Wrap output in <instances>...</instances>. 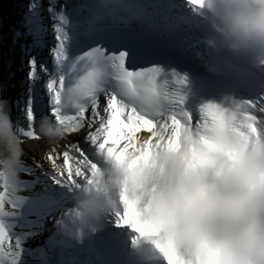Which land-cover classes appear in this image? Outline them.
<instances>
[{"label":"clouds","instance_id":"1","mask_svg":"<svg viewBox=\"0 0 264 264\" xmlns=\"http://www.w3.org/2000/svg\"><path fill=\"white\" fill-rule=\"evenodd\" d=\"M192 10L212 33L209 47L264 66V0H201ZM219 105V117L201 113L151 141L98 151L91 175L69 189L61 227L79 240L95 231L92 221L123 217L130 205L145 230L123 225L136 234L131 249L143 264H264V121L253 127L230 103ZM37 131L52 142L64 137L49 117ZM22 144L0 101V188L10 198L20 191Z\"/></svg>","mask_w":264,"mask_h":264},{"label":"snow or ice","instance_id":"2","mask_svg":"<svg viewBox=\"0 0 264 264\" xmlns=\"http://www.w3.org/2000/svg\"><path fill=\"white\" fill-rule=\"evenodd\" d=\"M188 3L197 6L201 0H188ZM149 6L171 11L169 3ZM133 7L123 3H111L108 0H92L90 3L75 5L73 11L68 12L63 7L57 11L56 0H50L47 11L55 22L53 27L56 41L50 53L52 68L49 69L43 63L38 65L36 55H32L28 60L29 71L26 80L21 82V93L15 99H0L6 102L8 115L18 135L31 140L41 138L36 128L42 117H49V111L51 119L63 129L64 137L67 133L79 131L85 125L91 128L95 123H99L100 126L94 132H89L86 137L85 143L90 144V147H82L79 143L67 145L63 151V164L56 162L59 157L55 149L47 156L56 171V182L69 189L79 181L76 178L89 176V169L99 163L98 151L114 153L118 151L114 146L119 145L121 141L125 142L123 147L131 148L139 141L136 133L141 130L151 133L145 139L151 141L153 134L158 130L165 132L170 126L175 127L189 121L193 123L194 116L184 108L185 97L180 91L185 82L184 77L176 72L163 73L158 64L135 70L126 66V62L134 65L140 53L127 45H124L126 50L116 51L115 49L123 44L122 38L109 27L100 26V22L105 18L115 19L120 9H128L132 14H136ZM82 9L88 11V17L73 22V14L78 15ZM143 15L151 23L152 15ZM20 27L25 31L21 32L19 28L14 27V39L22 35L33 38L32 45L24 49L25 55L43 47L42 37L47 29L43 24L37 0H30ZM85 48L87 50H84ZM41 72L47 75L43 89L37 86L42 78ZM8 87L7 81L0 83V95ZM43 92H46L47 103ZM101 95L106 101L103 114L99 110ZM226 103L233 105L239 119H246L253 127L264 121V93L252 99H228ZM89 109L91 118L86 117ZM70 112L72 114H69ZM201 113L219 117L222 108L215 102H207L200 105L199 116ZM109 143L113 146L106 147ZM10 199L7 192L0 188V211L5 208L6 203L10 205ZM130 222L137 230H145L135 222L133 210L129 205L125 215L119 217V223ZM9 239L4 227L0 225V249ZM15 246L19 249L18 243H15ZM18 254V251L11 253L10 264H15ZM4 256L5 253L0 251V262L4 261Z\"/></svg>","mask_w":264,"mask_h":264},{"label":"bare ground","instance_id":"3","mask_svg":"<svg viewBox=\"0 0 264 264\" xmlns=\"http://www.w3.org/2000/svg\"><path fill=\"white\" fill-rule=\"evenodd\" d=\"M60 2V1H59ZM79 4H85V0H76L74 2L73 0H61L59 7L57 11L60 10L61 7L65 8L66 11L72 12L73 7L75 5ZM72 6V9L69 11L68 6ZM84 10L82 9L79 14H73L71 19L73 22H75L77 19L83 20L85 19ZM7 20V19H6ZM8 22V21H7ZM120 22V23H119ZM55 23V22H54ZM112 24L116 27L124 26V21L121 20L118 16H116L115 19H113ZM117 24V25H116ZM162 30L167 31L165 27H163V24L161 23ZM114 26L109 27L113 31ZM127 36H130V34H127ZM42 41L44 44V48H39L33 51L31 54H29V57H26L25 55L16 57L15 55V62L13 60L12 55V61L9 64L8 67V73L11 74V77L14 75L13 78H10L9 87L11 85H15L11 90H13V97L18 96L21 91L23 90L22 87V81H24V77L27 76L29 68H28V61L27 59H31L32 55H36V58L38 60V65L40 63L45 64L46 67L49 69L52 68V57H51V49L54 47L56 41H55V32L53 31L52 34H49L47 31L44 33L42 37ZM23 42H20L18 44H21ZM14 45L12 54L14 52H18L19 48L24 49L27 46L26 43L24 45L18 46ZM21 53V52H20ZM19 62L16 64V61ZM46 59V60H45ZM10 60V59H8ZM9 63V61H8ZM39 71V67H38ZM17 72H19L17 74ZM24 72L23 74H21ZM27 73V74H25ZM41 80L38 81L37 86L39 83L45 84L47 80L46 73L41 72ZM20 79L21 81H19ZM39 87V86H38ZM11 88V87H10ZM10 91V90H9ZM15 91V93H14ZM11 92V91H10ZM11 92V95H12ZM17 94V95H16ZM100 112L103 114V107L106 106V101L103 97V95L100 96ZM49 118H51V113L48 112ZM87 118H91V110L89 109L86 113ZM26 128V123L24 124ZM95 124L92 126L94 127ZM99 127L98 125H96ZM85 128H88L87 125H85L84 128L80 129L83 130ZM91 129V128H90ZM37 131V128H36ZM38 132V131H37ZM91 132H94L93 130ZM137 137L139 138L138 142H143L147 137L151 135L150 132L147 130H141L140 132L136 133ZM81 138V134L79 131L75 133H67L65 134V137L60 139L59 141L52 142L44 138H40L39 140H31L28 138L21 137L23 140L22 147L24 149V157L22 158L21 163L17 166L19 171V180H18V186L20 188V191L16 194L14 198L10 199V205L5 204V208L0 211V218L3 219V223L7 224L9 230L17 234L19 236V249L16 248L15 243L13 242V239L10 238L8 240V251H3L5 253L4 261L0 262V264H10V261L12 259L11 253L19 252L18 256L16 257L15 264H66V257L65 255L61 254V259L51 262L49 260V255H54L55 252L53 248H50L51 246H55L57 244H62L64 247H67L66 240L62 239L65 234L62 232L60 233V239H57V230L60 229L61 224L59 223L60 220L63 219V216L60 214L63 212L64 207L68 208L71 207L72 201L69 198V194H71L70 190L67 192L64 189L69 188L67 186H63L56 182V171L53 168L52 162L47 159V156L51 153H53V150L55 149L56 154H58L57 163L63 164V151L65 150V147L67 145L76 144L78 143L79 139ZM81 140V139H80ZM103 140V137L101 138V142ZM125 142L121 141L119 145H115L114 147L119 150L123 147V144ZM84 147L88 148L89 146L86 145V143H82ZM108 146H113L111 143ZM77 155L78 154H74ZM72 162L70 161V164ZM35 166L41 167V171H36L34 168ZM38 170V169H37ZM44 175H47L49 179H53L54 187H56L54 190L53 187H50L51 184H49L48 189L44 184L40 188H36L33 184V181L36 180V177H42ZM90 176V172L88 173ZM64 176H67V170L64 172ZM48 179V178H47ZM78 180H81L82 178H76ZM44 183V181L42 182ZM44 188L43 191L45 193L41 192V189ZM58 188V189H57ZM57 190V192H56ZM37 196L36 199L34 197ZM7 200V197H6ZM47 211L50 212L49 216H52V223H49L47 215ZM106 218L109 219H119V217L115 214H106ZM111 216V217H110ZM48 222L47 225L45 222ZM51 221V220H50ZM119 224H114L112 227L118 226ZM49 231L46 232V231ZM63 230H66V228H63ZM54 234L55 236H53ZM51 244V246L49 245ZM49 248L51 249V252H49ZM68 249H71L70 247ZM1 251V250H0ZM70 251V250H69ZM74 264V263H73Z\"/></svg>","mask_w":264,"mask_h":264},{"label":"rangeland","instance_id":"4","mask_svg":"<svg viewBox=\"0 0 264 264\" xmlns=\"http://www.w3.org/2000/svg\"><path fill=\"white\" fill-rule=\"evenodd\" d=\"M61 0H56V7L58 9L60 2ZM74 2H76V0H73ZM5 2H8L12 8L15 10V12L17 13V15H21L23 17V13H25V11L27 10V6L28 4L30 3V0H0V83L4 82V81H7L8 83L10 82V78H13L14 75L11 77V74L8 73V67H9V64L11 63L12 61V55H13V60L15 62V55L16 57H18V53H19V56L22 54V55H25V51L24 49H20L19 48V51L18 52H14V54H12V50H13V47L14 45H18V46H21V45H24V43L27 44L28 47H30V43L33 41V38L32 36H21L20 38L18 39H14V33H13V26L10 24V22L8 21V18L6 17L7 15V12H6V9L4 8L5 6ZM37 2L39 3L40 5V12H41V17H42V20H43V24L44 26L46 27L47 29V32L49 34H52L53 31H54V21L52 20L49 12L47 11V9L49 8L50 6V0H37ZM68 9L69 11L72 9V6H68ZM23 10V11H22ZM22 13V14H21ZM7 19V20H6ZM22 20V18H21ZM8 21V22H7ZM16 27V26H15ZM25 29L23 28V30L21 32H24ZM20 42H23L21 44H18ZM17 46V47H18ZM21 52V53H20ZM21 55V57H22ZM27 57V55H25ZM10 59V60H8ZM29 59H27L28 61ZM9 61V63H8ZM19 58H18V61H16V64H18L19 62ZM19 72H17L18 74ZM24 72H22L21 74H23ZM27 74V73H25ZM19 81H21L20 79H18ZM9 85V84H8ZM39 86L43 87L44 85L39 83L38 84ZM11 87V86H10ZM8 87L6 89V91L3 92L2 95H0V99L4 98V97H8V98H12V99H15L16 97H13V90H11L13 87ZM12 92V95H11V92ZM15 93V91H14ZM17 95V94H16ZM96 125H98V122L95 123V126L94 127H91L90 128H85L83 130H79L80 134H81V140L79 139L78 143L84 147V145H82V143H85L86 141V137L88 136V133L91 132L92 130L95 131L96 128H98ZM90 147V144H87ZM86 148V147H85ZM36 168H34V170L36 169V171H41V167H38V166H35ZM38 169V170H37ZM50 177V176H49ZM49 177H47V175H44L42 177H36V180L33 181V184L34 186L38 189L40 188L43 184L44 186H46L48 188L49 184L50 187H53L52 189L54 190L56 187H54V182L53 179H49ZM48 178V179H47ZM44 181V183H42ZM54 185V186H53ZM50 189V188H48ZM58 189V188H57ZM44 190V188L41 189V192ZM69 190V188H65L64 189V193L65 191L67 192ZM45 193V191H43ZM42 192V193H43ZM57 192V190H56ZM71 195V194H69ZM37 196L34 197V199H36ZM64 209H66L64 207ZM63 209V211H64ZM63 213V212H62ZM62 213L60 214L62 216ZM50 215V212L47 211V215L46 217H48V219H50L48 222L49 223H52V216H49ZM3 219L0 218V225H2L5 229V231L7 232V235L9 238H12L13 239V242L14 243H19V236L17 234H14L12 233L9 228L7 227L8 225L3 223ZM46 221V223H48ZM48 223V224H49ZM8 240L4 243V246L2 249H0L1 251H8Z\"/></svg>","mask_w":264,"mask_h":264},{"label":"trees","instance_id":"5","mask_svg":"<svg viewBox=\"0 0 264 264\" xmlns=\"http://www.w3.org/2000/svg\"><path fill=\"white\" fill-rule=\"evenodd\" d=\"M4 8L6 9V12H7L6 17L8 18V21L13 26V28L16 26L17 28L20 29V31H22L23 28L20 27V23H21L22 16L21 15L20 16L17 15V13L15 12V10L12 8V6L8 2H5Z\"/></svg>","mask_w":264,"mask_h":264}]
</instances>
